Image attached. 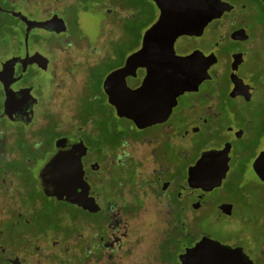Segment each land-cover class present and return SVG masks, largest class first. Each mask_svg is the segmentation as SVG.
Here are the masks:
<instances>
[{"label":"flooded vegetation","instance_id":"flooded-vegetation-1","mask_svg":"<svg viewBox=\"0 0 264 264\" xmlns=\"http://www.w3.org/2000/svg\"><path fill=\"white\" fill-rule=\"evenodd\" d=\"M91 1L0 0V70L10 57L39 52L47 58L43 68L29 63L23 69L16 63L11 89L32 87L36 102L20 110L14 120L0 117L4 121L0 125V264H127L130 255L161 264L154 261L159 251L165 256L173 243L185 239L189 243L178 251L176 264H180L179 255L205 236L198 232L192 238L182 233L184 227L192 212L208 205V195L215 189L187 185L188 168L203 151L225 148L230 153L226 175L216 188L230 198L214 201L216 219L233 215L234 196L253 190L250 179L264 186V1L208 0L206 9L215 16L202 28L200 20L193 21L195 31L174 40V54L190 56L204 78L176 98L164 120L138 127L122 116L103 89L104 77L102 90L115 117L102 126L90 116L77 120L75 112L71 126L63 129L51 107L46 110L50 121L35 116L43 97L48 95L54 102L60 87L56 84L53 93L56 85L51 88L44 81L60 76L63 60L56 53L75 48L74 37L82 27L93 26L99 33L102 22L113 45H124L132 40L129 21H143L146 5L155 7L156 20L160 14L154 0H102L94 13L93 8L80 6ZM16 13L34 21L55 16L65 30L31 28L26 35V23ZM18 25L22 52L2 55L15 44ZM144 33L138 35L137 50L143 46ZM31 37L33 44H25ZM155 42L148 46L160 48ZM41 44L46 51L38 49ZM125 59L109 73L122 67ZM145 75L146 69L138 67L125 76V85L135 89ZM28 76L40 78L43 85L36 89ZM3 101L0 82V115ZM52 123L57 135L47 140ZM70 135L86 147L80 162L88 197L98 205L94 212L64 199L52 180L76 172V154L82 145L68 141L57 149L58 140ZM81 191L75 186L74 194ZM221 204H231L230 212L221 210ZM66 207L74 209L72 216ZM254 221L264 229V213ZM222 244L240 247L252 264L263 262L236 242Z\"/></svg>","mask_w":264,"mask_h":264},{"label":"water","instance_id":"water-1","mask_svg":"<svg viewBox=\"0 0 264 264\" xmlns=\"http://www.w3.org/2000/svg\"><path fill=\"white\" fill-rule=\"evenodd\" d=\"M160 10L158 19L145 30L144 43L141 49L131 53L125 59L124 65L108 73L102 83L104 91L109 94V100L124 117L134 121L136 126L144 127L164 120L176 98L184 91L191 90L204 78L203 73L196 71L190 56L179 57L174 54V40L184 34H192L196 26L193 21L200 20L199 28L215 15L206 9L208 0H154ZM264 1V0H263ZM26 23L25 34L31 28H48L57 33L65 30L62 20L55 16L49 20H28L16 13ZM62 24V25H61ZM157 41L160 48H152L149 43ZM156 43V42H155ZM47 58L39 52L24 57H10L1 63L0 82L3 87V113L0 117L14 120L16 114L31 108L36 98L31 94L32 87L11 89L14 80L16 63L26 68L29 63H35L43 68ZM138 67L146 69V75L141 85L130 89L125 85V76ZM160 111H151V110ZM76 141V147L82 145L81 152L76 154V172L70 178L52 177L64 199L79 205L89 211L98 210L93 198L88 197V185L83 179L80 158L86 151L82 140L75 135L62 137L58 140L57 149L65 143ZM80 144V145H79ZM230 153L225 148L221 150L203 151L195 163L187 171L189 188H202L210 191L221 185L228 169ZM81 192L74 194V189ZM84 188V190H83ZM196 203L194 206H197ZM225 213L230 212L231 204L219 206ZM245 260V261H244ZM180 264H252L240 247H230L209 236H202L194 246L186 248L179 255Z\"/></svg>","mask_w":264,"mask_h":264},{"label":"rangeland","instance_id":"rangeland-1","mask_svg":"<svg viewBox=\"0 0 264 264\" xmlns=\"http://www.w3.org/2000/svg\"><path fill=\"white\" fill-rule=\"evenodd\" d=\"M91 2H83L80 6L86 9L93 8L92 13L102 7L100 4L103 2L102 0H93L96 4ZM144 10L146 15L143 21L138 20L134 23L129 21L132 40L130 39L129 42L121 46L115 47L113 45L106 34L104 22L101 24L99 33H95L96 30L93 26L91 29L90 27L80 28L74 37L76 47H71L69 51L64 53H56V56L63 60L59 68L60 76L58 80H49L48 78L44 80L48 85H51V88H53L54 84H59V89L56 85L54 86L55 90H52L54 93L58 89L57 94L54 96L55 101L51 103L49 96L45 95L41 105L35 112V116L48 117L50 121V115L46 114V110L47 107H51L56 117L59 118V122L63 123V129L71 126L75 112L77 120L84 116H90V120L95 121L97 124L101 123L102 126L113 119L115 113L106 100L101 80L109 73L112 67L121 62L123 56L127 57L137 50L138 35L144 33L155 22L157 18L155 7L149 4L144 7ZM14 32L15 44L9 45L5 53L1 52L2 55L22 52V31L19 25L15 27ZM33 42L31 37L25 44H33ZM38 49L46 51V46L41 44ZM29 71L32 72V69H29ZM31 72L30 74H32ZM31 77L28 76L26 80H31L36 85V89L41 84L43 85L40 78L32 80ZM2 124H4V121L0 119V125ZM52 124V126L48 127L46 133L45 138L47 140H51L57 135L56 124ZM36 125L38 124H33V127ZM15 128L19 130V127ZM249 186L253 187L250 193L238 192L234 196L233 200L236 202V209L233 215L219 219L215 217L214 201L230 197L225 192H222L221 189L215 188L208 195V205L192 212L191 219L186 223L185 230L182 233L194 238L198 232H202L220 243L236 242L245 249L249 256L253 258L261 257L263 260L261 264H264V229L259 223L254 221L255 219H260L264 213V186L258 184L253 178L249 180ZM64 210L71 216L74 214V209L71 207H66ZM76 214L82 216V213L78 212L77 209ZM93 218L98 219L99 216ZM148 218L151 219L150 215ZM187 243H189L188 240L180 239V242L172 244L173 249L165 256L159 251L158 259L154 261L162 262L161 264H164L165 261L167 262L165 264H176L179 249ZM139 257L136 259L134 255H130L127 264H156L153 260L148 259V261H145Z\"/></svg>","mask_w":264,"mask_h":264}]
</instances>
